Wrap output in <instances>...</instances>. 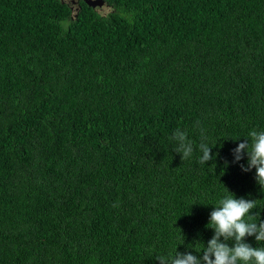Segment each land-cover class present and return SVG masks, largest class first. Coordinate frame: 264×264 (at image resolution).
I'll use <instances>...</instances> for the list:
<instances>
[{"label": "trees", "instance_id": "16d2710c", "mask_svg": "<svg viewBox=\"0 0 264 264\" xmlns=\"http://www.w3.org/2000/svg\"><path fill=\"white\" fill-rule=\"evenodd\" d=\"M105 1L0 0V264L202 255L228 191L264 221V0Z\"/></svg>", "mask_w": 264, "mask_h": 264}, {"label": "clouds", "instance_id": "9594fccd", "mask_svg": "<svg viewBox=\"0 0 264 264\" xmlns=\"http://www.w3.org/2000/svg\"><path fill=\"white\" fill-rule=\"evenodd\" d=\"M249 136L252 138L251 150L246 140L239 143L233 149L234 162L240 161L246 153L247 167L241 165V168L243 171L254 168L256 181L261 186L264 185V131L253 130ZM173 139L179 142L177 153L182 152L185 158L191 156L193 147L187 140L186 133L177 130ZM200 148V163L205 165L207 161L215 158L214 154H211L212 147L201 144ZM228 193L229 195L219 202L220 206L213 207L210 213L208 225H214L211 227L214 235L207 242L202 255L176 251L174 256L167 259L161 257L160 264H201V260L204 264H264V247H253L245 241L246 237L251 236H254L256 242L264 241V221L259 219V222H249L244 219L256 208V200L235 198L234 194L229 191ZM229 239L234 241L232 246L226 243Z\"/></svg>", "mask_w": 264, "mask_h": 264}, {"label": "flooded vegetation", "instance_id": "af4514ba", "mask_svg": "<svg viewBox=\"0 0 264 264\" xmlns=\"http://www.w3.org/2000/svg\"><path fill=\"white\" fill-rule=\"evenodd\" d=\"M98 1L99 0H64V2L69 6L71 12L73 13V16L77 15V12L82 4H87L96 12L105 15L109 11L110 7L105 0H101L103 3L101 4V6H99ZM92 4H94L95 7L91 6Z\"/></svg>", "mask_w": 264, "mask_h": 264}, {"label": "water", "instance_id": "95a60500", "mask_svg": "<svg viewBox=\"0 0 264 264\" xmlns=\"http://www.w3.org/2000/svg\"><path fill=\"white\" fill-rule=\"evenodd\" d=\"M98 3H99V6H101V4H102L103 2H102L101 0H99ZM91 6L95 7L94 4H92Z\"/></svg>", "mask_w": 264, "mask_h": 264}, {"label": "rangeland", "instance_id": "374dc122", "mask_svg": "<svg viewBox=\"0 0 264 264\" xmlns=\"http://www.w3.org/2000/svg\"><path fill=\"white\" fill-rule=\"evenodd\" d=\"M104 11H105V9H104Z\"/></svg>", "mask_w": 264, "mask_h": 264}]
</instances>
